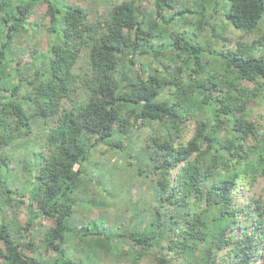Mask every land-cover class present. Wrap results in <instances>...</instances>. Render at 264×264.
<instances>
[{
  "label": "trees",
  "instance_id": "obj_1",
  "mask_svg": "<svg viewBox=\"0 0 264 264\" xmlns=\"http://www.w3.org/2000/svg\"><path fill=\"white\" fill-rule=\"evenodd\" d=\"M195 1L193 9L176 0H113L105 16L92 20L70 2L0 0V151L28 135L35 119L50 122L47 153L39 151L28 189L8 186L9 158L0 155V193L16 205L26 197L37 209L15 228L20 236L27 233L22 242L0 216V264H77L33 255L35 223L42 219L53 222L43 237L45 251H61L72 231L93 250L109 251L119 237L130 239V264L147 253L154 264H264V197L237 200L264 175V110L251 116L264 109L260 39L218 50L173 32L169 41H155L164 35L161 23L186 13L198 33L207 29L213 36L216 24L251 33L264 0ZM38 3L45 4L50 43L46 53L32 57V72L23 74L11 47L17 33L43 25L30 19ZM221 39L226 42V35ZM152 122L157 127L135 163L138 174L154 175L145 225L138 211L120 232L96 221L67 225L74 192L91 182L85 167L91 150L101 142L122 148L120 138ZM88 235L96 237L85 240Z\"/></svg>",
  "mask_w": 264,
  "mask_h": 264
},
{
  "label": "rangeland",
  "instance_id": "obj_2",
  "mask_svg": "<svg viewBox=\"0 0 264 264\" xmlns=\"http://www.w3.org/2000/svg\"><path fill=\"white\" fill-rule=\"evenodd\" d=\"M52 1L58 5H63L66 2L80 5L87 9L90 19L93 20L99 16H105L113 0ZM176 2L179 6L182 4L185 6L189 5L193 9L198 6V1L195 0H176ZM208 10L211 12L210 7ZM44 11V3L36 4L31 12L30 19L41 20L43 25L32 32H19L13 39L12 54L16 59L20 60L18 66H23V74L32 72L33 68L30 65L32 57L46 53V49L50 43V37L46 32L48 19L45 17ZM191 17V13H186L185 16L177 14L175 19L170 23H161L159 30L164 28L165 31L162 30L164 35H158L155 41L167 42L169 41L168 35L173 32L191 37L193 40H197L215 50L235 47L237 42H242L243 45L251 44L258 41V39L261 42L260 48L264 49V13L257 24V28L251 33H244L231 26H224V30H221V27L216 24L213 36H211V33L207 29L202 30L201 33H198L197 30L195 31L194 25L189 23V20L194 19ZM60 19L61 14L58 16V25H61ZM218 23L222 25L221 20ZM221 33L223 36L226 35V42L221 39ZM210 57L212 56L205 54V58ZM84 61L85 55L83 54L74 66L75 72L80 66H83ZM14 66H16L15 61L10 62L8 68L10 69ZM78 92L80 93V91ZM261 110L264 109L260 106L259 110H254L251 116L255 118L259 113L258 111ZM49 124L50 122L46 123L41 119H35L31 124V132L28 135L12 141V143L0 151V155L9 158L8 171L5 173L8 175V186L13 190L18 187L19 192H22L25 188H29V173L41 161L39 151L43 154L47 153L44 149V140ZM154 127H157V124L152 122L133 129L128 137L120 138L122 148H110L106 146L105 142H101L95 149L91 150L88 159L85 161V167L91 176V182H85L81 189L74 192L77 201L72 215L66 219L67 225H77L79 228L96 221L98 224L115 228V230L120 232L129 223L135 222L133 218H135L137 211L143 217L140 219L141 226L145 225L147 221L146 205L148 201H151L154 175L152 173L146 175L138 174L135 163L143 159L142 147L144 146L145 138ZM0 172H2L1 168ZM253 197H264V175L256 180L251 189L246 190L243 188L238 194L237 200L244 204ZM85 199H92L93 202L89 205L84 201ZM22 200L25 203L16 205L14 202H7L6 196L0 193V209L2 210L0 216H3L10 223L13 237L15 239L19 238L21 242L26 240L25 235L27 233L23 232L22 236H20L15 228L18 225H24L28 216L37 212L35 205H30L26 197H22ZM52 224L53 222L48 219H42L35 223V232L33 234L35 252L33 255L38 259L48 262L58 260V263L62 262L61 259H70L77 264H130L131 262V253L126 250L127 246L130 245V239L124 238V236L116 240V246L112 250L107 251L97 248L93 250L91 248L86 249L85 242L80 241L79 237H82L81 232L71 231L65 234L61 251H45L43 237L45 230ZM83 237L87 240L88 237L96 236L88 235ZM24 252L32 254L28 248H24ZM139 264H154L151 253L145 254L139 261Z\"/></svg>",
  "mask_w": 264,
  "mask_h": 264
}]
</instances>
